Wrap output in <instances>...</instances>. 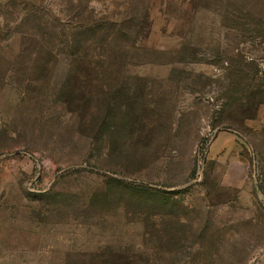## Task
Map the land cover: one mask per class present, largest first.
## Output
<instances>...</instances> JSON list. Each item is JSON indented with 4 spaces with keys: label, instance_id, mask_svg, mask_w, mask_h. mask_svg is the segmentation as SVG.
Here are the masks:
<instances>
[{
    "label": "rangeland",
    "instance_id": "1",
    "mask_svg": "<svg viewBox=\"0 0 264 264\" xmlns=\"http://www.w3.org/2000/svg\"><path fill=\"white\" fill-rule=\"evenodd\" d=\"M0 264H264V0H0Z\"/></svg>",
    "mask_w": 264,
    "mask_h": 264
},
{
    "label": "crops",
    "instance_id": "2",
    "mask_svg": "<svg viewBox=\"0 0 264 264\" xmlns=\"http://www.w3.org/2000/svg\"><path fill=\"white\" fill-rule=\"evenodd\" d=\"M245 142L232 131H219L210 140L207 146V157L224 162L227 168L239 174L242 178L248 155L244 148Z\"/></svg>",
    "mask_w": 264,
    "mask_h": 264
}]
</instances>
